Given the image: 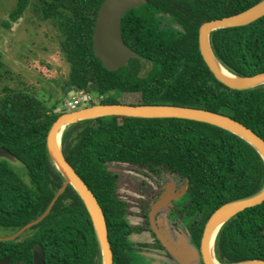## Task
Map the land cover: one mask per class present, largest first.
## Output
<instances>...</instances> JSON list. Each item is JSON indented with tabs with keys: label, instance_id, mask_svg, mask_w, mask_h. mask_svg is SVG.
Segmentation results:
<instances>
[{
	"label": "trees",
	"instance_id": "1",
	"mask_svg": "<svg viewBox=\"0 0 264 264\" xmlns=\"http://www.w3.org/2000/svg\"><path fill=\"white\" fill-rule=\"evenodd\" d=\"M104 1L18 0L3 25L12 29V23L32 2L41 18L55 22L61 32V48L71 65L67 92L73 87L103 93L108 96L102 103H119L112 94L117 86L143 88V103L199 106L226 113L264 138V85L245 90L225 85L211 71L199 45L202 23L237 14L261 0H149L129 10L122 22L125 41L154 62L157 79L166 78L160 83L165 88L153 92L145 90V82L136 76L119 72L116 79V73L96 56L94 32ZM161 12L169 13L182 29H161ZM211 40L217 57L230 71L238 75L264 71V17L248 25L218 29ZM58 107L56 103L47 105L29 91L4 87L0 97V145L14 152L26 166L21 169L0 160L2 224L17 229L37 220L64 184L46 148L51 126L66 112H57ZM63 149L104 209L114 264L139 263L125 247V208L115 196L116 178L108 163L162 167L188 178L194 200L191 204L205 214L197 227L199 243L217 208L264 187V159L250 143L222 127L196 120L129 116L82 120L65 131ZM31 230L34 236L22 242L15 254L0 247V258L10 256L12 261L22 259L21 264H33L32 245L39 242L47 264H102L92 218L72 185ZM216 252L223 263L264 259V202L240 212L224 225Z\"/></svg>",
	"mask_w": 264,
	"mask_h": 264
},
{
	"label": "water",
	"instance_id": "2",
	"mask_svg": "<svg viewBox=\"0 0 264 264\" xmlns=\"http://www.w3.org/2000/svg\"><path fill=\"white\" fill-rule=\"evenodd\" d=\"M149 0H105L100 7L94 32V50L96 56L104 66L115 71L129 64L131 58H140L146 61L137 51L132 49L123 36V17L136 7L145 5ZM264 17V0L250 8L234 15L207 20L200 26L199 45L201 54L215 74L216 78L233 89L245 90L264 85V71L253 75H238L230 71L217 57L211 36L221 28H230L248 25ZM224 66L230 73L221 69ZM73 95L75 89H68ZM106 116H129L143 118H182L210 123L222 127L250 143L264 159V138L252 128L232 117L229 114L217 112L199 106L169 104V103H96L73 111L62 113L51 126L46 148L48 155L64 177V184L59 189L45 213L35 221L25 225L22 230L31 228L40 223L51 211L60 195L69 185H72L83 200L94 224L97 238L102 252V264H114V252L109 238V229L104 209L87 182L69 162L63 149V137L68 127L82 120L97 119ZM8 160L15 166H26L24 162L9 148L0 145V160ZM161 196L154 209L167 206L175 195L173 185ZM184 190V189H183ZM264 202V187L257 193L228 201L217 208L208 219L201 241V247H189L183 241L167 242L173 254L183 264L191 260V264H264L262 258H250L242 261L223 263L216 252V242L224 225L240 212ZM23 260L12 263L9 258L0 259V264H21ZM33 264H47L46 252L43 246L35 243L33 246Z\"/></svg>",
	"mask_w": 264,
	"mask_h": 264
},
{
	"label": "flooded vegetation",
	"instance_id": "3",
	"mask_svg": "<svg viewBox=\"0 0 264 264\" xmlns=\"http://www.w3.org/2000/svg\"><path fill=\"white\" fill-rule=\"evenodd\" d=\"M158 17L161 20V29H182L179 24L173 22L169 13H158ZM166 17L172 21V25L164 26ZM129 31L132 33V29ZM142 57L146 58V61H142L140 58H131L129 64L126 65L127 68L123 66L115 70V78L118 79L119 72H123L126 76H136V79L145 82V90L153 92L165 88V85H160V83L164 82L166 78L157 79L154 62L148 57ZM134 59H138V61ZM130 63L133 64L130 65ZM159 74L164 75V72ZM135 93L141 96L138 102H126L120 100L118 96ZM112 94L123 103L142 104L144 100L143 88L142 90H128L117 86ZM110 163L115 166L114 172L110 171L116 178L115 196L125 208L124 219L127 230L125 247L129 248L131 256L139 264H183L173 254L167 242L181 244L184 241L191 248H200L202 238L199 243L196 233L199 223L205 216L203 212L198 213L194 209L195 206L191 204L194 200L190 197L189 179L162 167L143 166L124 161ZM25 178H27V174H25ZM171 185L174 186L175 195H179V197L172 199V202L167 206L154 209L161 196L169 187H172ZM199 215L202 216V219L198 218ZM0 227L2 228L0 230V247L3 250L9 248L13 254L16 253L18 247H22V242L34 236L32 227L22 230L23 227L15 229L2 223H0ZM3 258H9L12 263L22 260L12 261L10 256L0 259ZM185 263L191 264L192 262L188 259Z\"/></svg>",
	"mask_w": 264,
	"mask_h": 264
},
{
	"label": "rangeland",
	"instance_id": "4",
	"mask_svg": "<svg viewBox=\"0 0 264 264\" xmlns=\"http://www.w3.org/2000/svg\"><path fill=\"white\" fill-rule=\"evenodd\" d=\"M17 4L18 0H0V97L4 87L10 86L35 94L49 106L56 103L59 105L56 111L64 112L65 101L71 96L65 90L71 65L61 48V32L55 22L41 18L33 2L12 23L15 29H7L3 22L10 19ZM164 20V26L172 25L169 18ZM118 96L126 102H138L141 98L138 93ZM114 167L112 163L107 164L112 172Z\"/></svg>",
	"mask_w": 264,
	"mask_h": 264
},
{
	"label": "built area",
	"instance_id": "5",
	"mask_svg": "<svg viewBox=\"0 0 264 264\" xmlns=\"http://www.w3.org/2000/svg\"><path fill=\"white\" fill-rule=\"evenodd\" d=\"M108 95L103 93H95V92H88L84 90H75L74 94L71 95L65 101V110L73 111L79 109L85 104H96L102 103L104 99H106Z\"/></svg>",
	"mask_w": 264,
	"mask_h": 264
},
{
	"label": "bare ground",
	"instance_id": "6",
	"mask_svg": "<svg viewBox=\"0 0 264 264\" xmlns=\"http://www.w3.org/2000/svg\"><path fill=\"white\" fill-rule=\"evenodd\" d=\"M221 69L223 70L224 73L230 75L229 71L224 66H221Z\"/></svg>",
	"mask_w": 264,
	"mask_h": 264
},
{
	"label": "crops",
	"instance_id": "7",
	"mask_svg": "<svg viewBox=\"0 0 264 264\" xmlns=\"http://www.w3.org/2000/svg\"><path fill=\"white\" fill-rule=\"evenodd\" d=\"M14 29H15V27L13 26V27H12V30H14ZM69 92H70V91H69ZM70 94H71V92H70Z\"/></svg>",
	"mask_w": 264,
	"mask_h": 264
}]
</instances>
